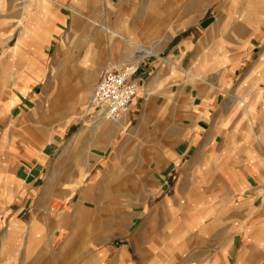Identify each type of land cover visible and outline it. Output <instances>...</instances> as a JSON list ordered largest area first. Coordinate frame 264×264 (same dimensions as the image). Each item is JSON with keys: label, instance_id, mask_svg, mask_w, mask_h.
<instances>
[{"label": "rangeland", "instance_id": "1", "mask_svg": "<svg viewBox=\"0 0 264 264\" xmlns=\"http://www.w3.org/2000/svg\"><path fill=\"white\" fill-rule=\"evenodd\" d=\"M49 1L44 9L40 0H0V157L9 151L30 157L28 164L13 157L15 163L24 165L14 173L7 163L0 165V246L18 226L16 219L24 218L30 221L25 228H32L26 229V239L23 235L20 243H34L30 237L39 233L43 253L38 258L45 264L58 262L57 252L63 264H95V250L101 249L114 252L103 264H114L113 256L124 248L129 258L126 261L124 256V264H167L171 260L180 264L191 242L198 243L202 228L185 220L189 207L182 204L185 193L199 197L200 176L184 174L189 166L200 164L199 156L188 161L180 158L178 163L170 158L187 145L182 143L187 137L185 120L174 127L177 105H191L193 89L198 94L215 92L219 78L227 72L240 77L261 71L257 79L264 76V0ZM60 11L65 25L52 38ZM120 18H127L131 28L122 30L125 38L112 40ZM140 27L146 28L144 35ZM23 32L26 39L21 37ZM43 32L47 38H42ZM18 45L21 50L14 53ZM145 49L157 54L145 55L135 65L134 77L141 88L139 105L136 109L135 99L131 110L136 111L127 127L98 137V128L89 131L98 119L96 114L69 118L72 113L82 114L78 107L81 92L88 88L86 76L98 70L97 81L89 88L91 97L106 66H116L126 50L139 57ZM59 71L64 72L66 85ZM159 76L161 82L156 81ZM259 81L255 113L264 118V78ZM143 89L157 94L156 100L146 103ZM179 92L182 99H175L170 118L159 121L163 99L171 101ZM61 93L68 100H63V108L57 103ZM244 93L246 101L247 90ZM241 104L245 105L239 102L236 107ZM85 107L90 108V99ZM233 109L232 105L228 110ZM240 112L244 117L245 111ZM241 121H245L244 133L228 130L221 147L233 137L238 139L236 135H254L262 124L260 119ZM79 131L93 134V147L90 141L75 147ZM233 144L223 148L231 165L246 158L248 151L264 153L258 144ZM90 153L95 156L93 161L87 160ZM40 155L45 163L38 173L39 160L34 158ZM80 169H85V177L67 195L81 179ZM22 178H27V186L18 189L14 182ZM93 185L89 202L81 204L83 191ZM223 185L222 179L215 181L209 194L218 197ZM28 199L33 203L27 205ZM79 208H83L82 216L77 218L73 211ZM61 213L66 223L58 222ZM37 216L42 217L38 224Z\"/></svg>", "mask_w": 264, "mask_h": 264}, {"label": "crops", "instance_id": "2", "mask_svg": "<svg viewBox=\"0 0 264 264\" xmlns=\"http://www.w3.org/2000/svg\"><path fill=\"white\" fill-rule=\"evenodd\" d=\"M59 14L61 17L56 22V29L52 38L55 34L61 33L65 25L63 11H60ZM127 23V18H120V23L118 24L117 22L118 25L115 28H121L122 30L131 28ZM142 31H146V28L143 29L140 27V32ZM142 35H144L143 32ZM146 37H149L148 34ZM94 67L95 66H92V68ZM260 72L261 71H258L257 75H259ZM59 73H61L60 77L63 79V72L59 71ZM257 75L254 73L253 76L245 75L239 77L236 72H227L225 76L219 78V84L216 85L217 90L215 92H201L198 94L200 91L193 89L190 98L192 100L191 105L186 108L177 105L178 115L175 116L174 127L183 125L181 123L185 120L184 124L188 127L186 132L187 137L183 139L182 143H186L187 145L182 151L177 149L176 152L171 154L170 158L178 163L180 162V158L188 161V159L190 160L195 156H199L200 164L189 166V169L186 168V173H184L186 175L200 176V182L196 185L200 187V194H196L199 197L195 198L191 193H189V195L185 193L182 204L189 207V210L185 214V220L194 223L193 227H196V224H200V228H202L198 243L191 242L189 251L185 252L183 260L179 262L180 264H264V153L261 154L260 151H258V154L254 155L248 151V156L246 158L244 156L242 160L237 161L236 164L233 162V165H231L227 162L230 156L223 150V148L230 143L232 146H234L233 143L248 144L249 147L251 144H253V146L258 144L260 148L264 150V118H262V115H260L259 118L256 117V100H254L258 86L262 83V81H259L260 83L257 84V80H262L264 76H260L257 79ZM159 79L160 76L156 81L159 82ZM256 85L258 86L255 87ZM245 90H247V102L244 100ZM30 93L31 92H29V97H31ZM169 93L170 92H167V96ZM58 95L59 93H57V96ZM160 95L161 93L159 96ZM60 96H62V93ZM156 96L151 93L150 99L155 101ZM177 96L171 101L165 98L163 99V103H161L162 105L158 112L159 121H166L170 118L172 105L175 103V99L181 100L183 93L179 92V97ZM64 99L66 98L62 96L61 101L57 102L59 106L61 105L62 107V104L64 105ZM196 99L198 100L196 101ZM136 100L135 108L137 109L136 106L139 105V98L137 97ZM66 101L68 100L66 99ZM239 102L245 103V105L241 104V108H237L236 105ZM232 105L234 109L230 112L228 109L229 106ZM15 106V103L11 105L13 108ZM240 109L245 111L244 117L241 115ZM133 110L127 115L126 127L128 126L127 122L131 121V113L136 111ZM252 115L253 118L251 119ZM245 117L248 121L260 119L262 124H260L258 129H255L254 135H249V133L236 135L239 136L238 139L233 137L232 140L226 141L225 145L221 147L220 143L229 136L228 130H237L240 133H244L242 127L245 121H241V119ZM66 122L68 121L65 119V123ZM121 122H106L107 125H95L90 127L89 131L94 133L95 128H98V131L104 133V137L111 136L112 130H121L122 125H119ZM170 124L171 121L168 125ZM75 139V141H77L75 147L79 142L83 141H90L89 144L93 147V134L89 133L88 135H84L80 134L79 131ZM13 157L16 159L18 158L25 164L30 162V157H19L17 153L12 151H9V153L4 152V156L0 157V159L5 162H1L0 165L5 166V163H7L13 168L11 169L14 170L12 173L20 171V167L24 166L21 162L15 163ZM86 157L89 161H93L95 158L91 153ZM34 159L39 160L40 168L44 167L45 161L43 155ZM214 160H216L214 162L216 167L212 166ZM86 163L88 164V162ZM29 170L30 169H27V171ZM84 171L85 169H80L81 179L75 181L74 186L67 192V195L72 194L78 184H80V181H82V178L85 177ZM174 171L175 167L172 172ZM40 172H42V168L38 171V173ZM30 173L31 172H29V174ZM36 176L38 175H35V177ZM23 179L24 178L14 182L15 187L18 189L24 186L26 187L27 178ZM219 179L223 180L224 185L221 190H218V197L217 195L214 197L212 194H209L210 191L208 190L212 189L215 181ZM93 189L94 185L83 191L80 199L81 204L89 202V192ZM35 200L38 199H34V201ZM2 201L3 200L0 198V202ZM42 201L46 202V199ZM25 202L26 201L23 200V203ZM30 202L33 203V200L27 201L26 204L30 205ZM10 204L11 203H9V205ZM213 206H215L214 209ZM82 210L83 208L74 210V215L80 218L82 216ZM63 215L65 214L61 213L58 216L59 223L67 222L66 219H63ZM41 219V216H37V221H35V223L38 224L41 222ZM16 220L18 222L16 229L9 233V237L6 238L7 241L4 242V239L1 240L0 264H45L38 258V254L43 253L42 237L39 233H32L30 238H33L34 243H29L28 241L20 243V238L23 235L25 238L26 229L30 231L32 226L30 227L29 225V228H25V225L30 224V221L24 218ZM36 229H38V225ZM33 231L36 232V230ZM173 243L175 244L174 241H171V244ZM113 253V251L109 252L107 249L95 250V264H103L107 261L106 258L113 255ZM123 253L125 255H123ZM48 254L50 255L52 252L48 251ZM124 256L127 261L129 258L125 248L123 252L113 256L112 262L114 264H124ZM56 257H58V262L55 264H63L59 260L58 252ZM174 263L176 262L171 260V262L169 261L167 264ZM141 264L145 263L142 262Z\"/></svg>", "mask_w": 264, "mask_h": 264}, {"label": "built area", "instance_id": "3", "mask_svg": "<svg viewBox=\"0 0 264 264\" xmlns=\"http://www.w3.org/2000/svg\"><path fill=\"white\" fill-rule=\"evenodd\" d=\"M136 73L137 70L130 72L121 66L105 68L90 99L94 113L113 123L127 116L138 94L139 84L134 77Z\"/></svg>", "mask_w": 264, "mask_h": 264}, {"label": "bare ground", "instance_id": "4", "mask_svg": "<svg viewBox=\"0 0 264 264\" xmlns=\"http://www.w3.org/2000/svg\"><path fill=\"white\" fill-rule=\"evenodd\" d=\"M41 1V5H42V7L44 8V9H46L47 7H49L50 6V1L49 0H40ZM71 9L74 11V9L71 7ZM75 12V11H74ZM77 12H75L74 14H76ZM110 29V28H109ZM112 30V29H111ZM25 35H27V33L25 34L24 32L22 33V35H21V37H23V38H25L26 39V37L28 36H25ZM44 35V37H42V36ZM40 36L42 37V38H47V36H48V33L47 32H43L42 34H41ZM123 38H125V36H124V34H123V32H122V29L121 28H119V29H117V30H115V31H112V33H111V38L110 39H117V40H119V39H123ZM117 43V42H116ZM19 50H21V47L18 45V46H16L15 47V51H13L14 53L15 52H17V51H19ZM11 53L12 55H14V53ZM124 54H125V56L123 57V60L122 61H120V62H118V64L116 65V66H123V67H126V68H128V70L130 71V72H134L135 70H136V63L139 61V59L140 58H142V57H144L145 55H148V54H151V53H155V54H157V52H154L153 50H149V49H145L144 51H143V53H142V55L141 56H139V57H137L136 55H134L130 50H126V51H124L123 52ZM121 54V53H120ZM114 64V63H113ZM66 60H64L63 61V68H65L66 67ZM111 65H108V66H106V68H108V67H110ZM115 66V65H114ZM134 68V69H133ZM96 69V68H95ZM63 72V71H62ZM95 73H92L91 74V76H86V83H87V85H86V87L88 86V88L86 89V88H84V90L81 92V96H80V98H81V103L82 104H80V106L78 107V110L79 111H81V113L82 114H78V113H72L71 115H70V119H72V118H77V116L78 115H80L81 117H85V116H87L88 114H90V115H93V116H95V113L93 112L94 111V109H93V107H91L90 106V108L89 107H85V105H86V101L87 100H89V99H91V97H89V88L90 87H92L93 86V84L97 81V77H98V70H95L94 71ZM64 73V72H63ZM64 75H66V74H64ZM88 79H90V80H88ZM138 82V81H137ZM68 83V80H65V77L63 78V85H66ZM139 89H141L140 88V82H139ZM139 89H138V94H137V97H138V95H139ZM82 90V89H81ZM143 92L145 93V96H146V103L147 102H149V100H150V98H151V93H150V91H149V89H143ZM136 97V98H137ZM79 98V97H78ZM135 98V99H136ZM59 100V98L58 97H55L54 98V101L55 102H57ZM88 106V105H87ZM92 113V114H91ZM79 116V117H80ZM96 118L95 119H97L95 122H94V124L96 125L97 124V126L98 125H107V123L106 122H109V123H113V122H110V121H108V120H106L105 118H103V117H101V116H99V115H96L95 116ZM122 121V120H121ZM120 121V122H121ZM126 121H127V117H125L124 119H123V121L121 122V124H119V125H125V123H126ZM85 123L88 125V123H89V121L88 120H85ZM119 123V122H118ZM124 130V129H123ZM122 130V131H123ZM111 131V130H110ZM103 135V132H101V133H99L97 136L99 137V136H102ZM58 207V206H57ZM52 210L54 211V210H56L55 209V205H54V207L52 208ZM46 212V211H45ZM56 213V212H55Z\"/></svg>", "mask_w": 264, "mask_h": 264}]
</instances>
